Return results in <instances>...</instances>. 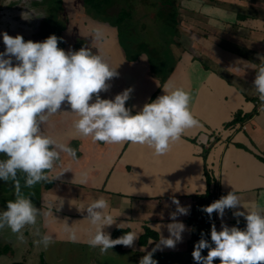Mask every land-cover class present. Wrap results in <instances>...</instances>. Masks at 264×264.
Segmentation results:
<instances>
[{"label": "crops", "instance_id": "crops-1", "mask_svg": "<svg viewBox=\"0 0 264 264\" xmlns=\"http://www.w3.org/2000/svg\"><path fill=\"white\" fill-rule=\"evenodd\" d=\"M63 1L67 10L63 9L60 22L55 17L63 10L47 6L45 0H0V53L6 47L5 32L22 35L26 42H43L56 35L58 47L65 52L87 47L116 69L117 75L107 81L108 90L100 92L101 99L114 100L131 89L125 107L135 115L165 94V84L183 88L193 97L190 108L199 126L186 130L167 154L156 157L146 145H109L80 137L73 127L76 117L64 113L71 108L62 104L61 112L49 117L41 130L76 149V158L61 153L49 173L52 182L27 188L21 180V191L41 215L35 226L23 230L22 240L10 229H0V264H139L161 236L169 237L170 214L177 210L173 198L189 210L187 215L177 214L185 231L174 248L162 246L153 259L158 264H196L192 253L199 241L195 239L197 207L206 205L212 194L221 197L233 189L250 206L260 202L264 191V111L253 83L254 67L264 57V0H175L176 17L180 16L174 24L176 37L164 44L170 55L180 56L173 64L158 58V71L147 58L134 60L125 54L118 27L105 16L88 15L80 0ZM97 30L103 34L100 40L94 38ZM12 59L15 66L18 62ZM95 99L94 95L90 103ZM3 159L6 156L0 154ZM10 183L0 180V187L10 188L7 193L14 200ZM101 197L116 219L104 231L112 239L137 232L140 236L133 247L116 245L101 253L89 246L94 228L84 220L85 207ZM4 210L0 202V212ZM237 210L247 211L239 205L226 209L223 218L215 213L217 231L222 225L246 228L244 217L233 215ZM37 229L53 237L47 249L36 244ZM73 232L76 241L71 239ZM214 264H220L219 259Z\"/></svg>", "mask_w": 264, "mask_h": 264}, {"label": "clouds", "instance_id": "clouds-1", "mask_svg": "<svg viewBox=\"0 0 264 264\" xmlns=\"http://www.w3.org/2000/svg\"><path fill=\"white\" fill-rule=\"evenodd\" d=\"M102 35L97 30L94 38L100 40ZM59 39L50 35L43 42H26L22 35L3 34L6 47L0 53V154L6 159L0 160V180L13 183L15 199L9 200L6 210L0 212V229H10L21 240L23 230L37 224L41 211L21 191L20 178L24 179L27 188L40 182H52L49 173L61 153L76 158V149L57 142L41 130L49 117L61 112L65 102L71 112L64 113L76 117L73 127L80 137H91L93 142L109 145L125 142L146 145L156 157L167 154L186 130L199 126L190 108L193 97L183 88H170L165 84V94L145 104L135 115L125 107L131 89L116 95L114 100L101 99L99 94L108 90L107 81L117 75L116 69L87 47L65 52L58 47ZM13 57L18 62L15 66ZM260 59L261 63L254 67L257 74L253 83L264 111V57ZM94 95L95 102L90 103ZM259 196L260 202L248 206L233 189L202 209L209 216L215 212L223 218L226 209H237L242 205L247 211L237 210L233 215L244 217L246 228L222 225V230L217 231L213 224L211 242L202 238L195 244L192 256L196 264H214L216 259L220 264H264V191ZM172 202L177 205V210L170 214L173 222L167 225L169 237L161 236L139 264H158L153 259L154 253L163 247L174 248L177 241L182 240L185 225L177 220V214L187 215L189 210L180 206L175 198ZM108 207V201L103 197L85 207L87 217L84 220L94 228L89 235V246L99 248L101 253L116 245L133 247L140 236L137 232L128 231L112 239L104 231L116 222L107 211ZM85 208L79 209L83 212ZM36 235L39 237L36 244L44 249L54 243L51 235L41 233L39 229ZM71 239L77 240L75 232ZM204 249H208L206 256L201 254Z\"/></svg>", "mask_w": 264, "mask_h": 264}, {"label": "rangeland", "instance_id": "rangeland-1", "mask_svg": "<svg viewBox=\"0 0 264 264\" xmlns=\"http://www.w3.org/2000/svg\"><path fill=\"white\" fill-rule=\"evenodd\" d=\"M74 1L76 3L79 0ZM80 1V3L84 2V0ZM45 2L47 6L52 5L67 10V4L63 0H45ZM94 2L101 3L104 8L112 6L109 9L110 15H106L105 19L114 27H118L122 48L129 58L132 57L134 60L140 57L147 58L156 71H158V58L164 59L162 62L176 63L180 54L170 55L169 46L164 44V42L169 44L176 37L174 24L176 18L179 21L180 16L176 17L178 7H175V0H95ZM85 10L88 15L94 13L88 4L85 5ZM64 15L63 10L55 20L63 22ZM104 16L99 15V18L104 19ZM160 69L164 70L162 67ZM20 179L24 180L22 177ZM9 189L5 186L0 187V202L5 210L11 197V193H7Z\"/></svg>", "mask_w": 264, "mask_h": 264}, {"label": "built area", "instance_id": "built-area-1", "mask_svg": "<svg viewBox=\"0 0 264 264\" xmlns=\"http://www.w3.org/2000/svg\"><path fill=\"white\" fill-rule=\"evenodd\" d=\"M259 101V100H258ZM258 103V102H257ZM219 193H214L210 196L206 206L210 205L211 203L215 202L216 200L220 199ZM214 216L215 212L209 216L206 212L200 210L197 214V218L195 221V226L199 227L202 229L203 234L200 239L204 238L207 239L209 242H211V227L212 224L214 223ZM203 251H208V249H204Z\"/></svg>", "mask_w": 264, "mask_h": 264}, {"label": "trees", "instance_id": "trees-1", "mask_svg": "<svg viewBox=\"0 0 264 264\" xmlns=\"http://www.w3.org/2000/svg\"><path fill=\"white\" fill-rule=\"evenodd\" d=\"M95 0H86V2L84 1L83 4L86 5L88 4V6H90L93 10H94V13L93 14H96V15H101V14H105V17L106 15H109L108 12H109V9L112 7L110 6L109 8H104L101 6V3L100 4H97L94 2ZM57 25V22L55 23ZM206 205H204V203L200 204L199 207H197V210H196V213L198 214V212L200 210H202ZM203 234V231L201 228L197 227V229L195 230V239H199L201 238V235Z\"/></svg>", "mask_w": 264, "mask_h": 264}]
</instances>
